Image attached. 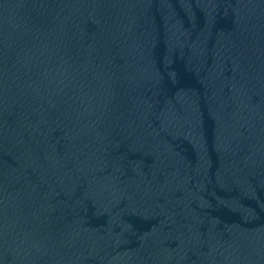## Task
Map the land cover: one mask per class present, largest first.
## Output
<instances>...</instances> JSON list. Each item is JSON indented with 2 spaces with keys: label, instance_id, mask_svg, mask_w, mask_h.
I'll list each match as a JSON object with an SVG mask.
<instances>
[{
  "label": "water",
  "instance_id": "1",
  "mask_svg": "<svg viewBox=\"0 0 264 264\" xmlns=\"http://www.w3.org/2000/svg\"><path fill=\"white\" fill-rule=\"evenodd\" d=\"M0 264H264V0H0Z\"/></svg>",
  "mask_w": 264,
  "mask_h": 264
}]
</instances>
